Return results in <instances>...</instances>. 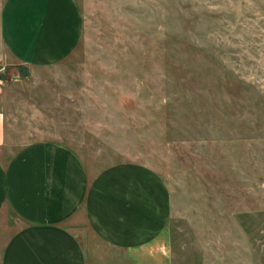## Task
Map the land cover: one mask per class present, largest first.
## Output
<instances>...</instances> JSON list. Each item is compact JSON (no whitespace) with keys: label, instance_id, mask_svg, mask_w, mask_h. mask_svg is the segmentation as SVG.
Instances as JSON below:
<instances>
[{"label":"rangeland","instance_id":"rangeland-1","mask_svg":"<svg viewBox=\"0 0 264 264\" xmlns=\"http://www.w3.org/2000/svg\"><path fill=\"white\" fill-rule=\"evenodd\" d=\"M75 1L58 61L20 65L0 38L5 154L144 164L170 192L172 264H264V0Z\"/></svg>","mask_w":264,"mask_h":264},{"label":"crops","instance_id":"crops-1","mask_svg":"<svg viewBox=\"0 0 264 264\" xmlns=\"http://www.w3.org/2000/svg\"><path fill=\"white\" fill-rule=\"evenodd\" d=\"M81 29L75 0H6L0 13L1 42L20 65L66 57ZM4 145L0 111V221L11 227L0 264H172L170 192L150 167L124 161L90 173L57 141L11 155Z\"/></svg>","mask_w":264,"mask_h":264}]
</instances>
